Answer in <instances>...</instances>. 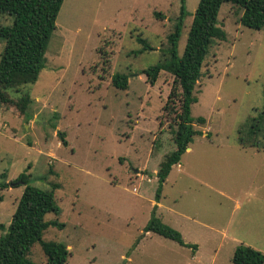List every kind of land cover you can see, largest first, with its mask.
<instances>
[{"label": "rangeland", "instance_id": "rangeland-1", "mask_svg": "<svg viewBox=\"0 0 264 264\" xmlns=\"http://www.w3.org/2000/svg\"><path fill=\"white\" fill-rule=\"evenodd\" d=\"M198 2L184 0L180 17L181 0L63 1L45 68L22 89L31 99L25 115L0 108V176L13 181L0 191V236L24 190L15 180L25 173L39 189L60 186L59 215L45 221L64 228L50 226L42 239L67 247L66 264H232L240 245L264 254V132L256 145H241V136L253 140L250 126L264 112V27L236 24L241 10L231 4L218 16L227 38L205 59L191 107L206 128L195 126L203 134L193 138L179 171L172 166L159 194L163 208H153V171L175 149L170 131L160 133L157 122L173 77L161 72L150 86L143 71L162 60L179 22L177 55H183ZM10 24L0 15V27ZM137 37L150 50L138 54ZM116 74L128 76L126 90L112 86ZM9 96L17 101L20 94ZM154 210L196 245L194 253L144 232ZM28 258L44 263L38 244Z\"/></svg>", "mask_w": 264, "mask_h": 264}, {"label": "trees", "instance_id": "trees-1", "mask_svg": "<svg viewBox=\"0 0 264 264\" xmlns=\"http://www.w3.org/2000/svg\"><path fill=\"white\" fill-rule=\"evenodd\" d=\"M64 0H0V15L11 19V24L0 27V42L3 44L0 54V108L14 106L20 114L25 115L31 103L30 94L24 87L34 85L41 70L45 68V53L49 40L55 31L56 19ZM184 0H181L180 14L185 12ZM224 4H231L241 10L238 19L240 26L260 31L264 27V0H199L192 23L188 32L187 43L183 55H177V42L180 33V22L167 37V45L162 50L163 58L156 65L143 71L146 81L154 86L161 72H166L173 77L161 116L157 120L159 132L169 130L175 145L174 151L166 155L160 163L155 176L158 187L156 202L159 201L163 184L172 168L180 163L195 136L203 133L195 126H205L203 117L193 118L191 107L198 99L195 89L201 76V69L210 50L216 42L225 41L226 32L219 24V12ZM161 17L160 14H155ZM143 53L150 50L147 41L137 37ZM112 86L116 89L128 88V76L116 74L111 77ZM20 94L14 101L10 92ZM249 129L251 140L242 138L241 145H256L262 137L264 148V112L253 119ZM61 145L66 146L63 134L58 133ZM258 137V138H257ZM260 137V139H259ZM53 173L52 169L49 170ZM0 191L12 185L13 181L6 182L5 174H1ZM15 181L24 185L15 211L6 232L0 236V264H36L28 258L35 244L39 245L44 257L43 264H66L69 251L63 243L44 241L43 233L48 227L54 226L63 229L64 224L57 221H45L49 213L59 215L54 192L60 186L51 185L49 190H42L30 185L27 175L22 173ZM2 196L0 195V202ZM156 209V204L153 206ZM0 230L4 226L0 224ZM145 233H153L165 239L174 241L178 245L196 251V245L184 242L181 234L164 224L161 219L152 217L144 227ZM232 264H264V254L245 245L238 246L231 257Z\"/></svg>", "mask_w": 264, "mask_h": 264}, {"label": "crops", "instance_id": "crops-1", "mask_svg": "<svg viewBox=\"0 0 264 264\" xmlns=\"http://www.w3.org/2000/svg\"><path fill=\"white\" fill-rule=\"evenodd\" d=\"M240 15H241V13H240ZM240 17V16H239ZM238 22H236V24H237ZM239 24V23H238ZM236 27H238L237 29H239V25H237ZM205 128H206V123H205ZM204 128V129H205ZM199 130V129H198ZM204 132V131H203ZM202 132V133H203ZM207 133V132H206ZM196 137V136H195ZM186 151H190V148L188 147L187 148V150ZM180 164V163H179ZM177 167H178V171H179V169H180V166L179 165H177ZM153 172H155L153 175L155 176V174H156V171H153ZM170 174V173H169ZM169 176V175H168ZM168 178V177H167ZM167 180V179H166ZM166 180H165V182L164 183H166ZM163 185H165V184H163ZM160 200V199H159ZM161 208H163V206H162V204L160 203V201H158L157 203H156V210H159V209H161Z\"/></svg>", "mask_w": 264, "mask_h": 264}]
</instances>
